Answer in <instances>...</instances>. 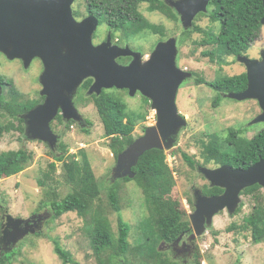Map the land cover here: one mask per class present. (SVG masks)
Masks as SVG:
<instances>
[{"label":"rangeland","instance_id":"obj_1","mask_svg":"<svg viewBox=\"0 0 264 264\" xmlns=\"http://www.w3.org/2000/svg\"><path fill=\"white\" fill-rule=\"evenodd\" d=\"M76 3L80 10L84 11L82 0H77L74 6L77 5ZM198 15L194 18L193 25L189 27L184 25L181 18V25L176 31V28H173L174 26L170 25L165 17L153 18V22H160L166 27L172 28L169 29L170 32L167 33V36L179 38V42L177 39V64L191 73L181 83L177 95L180 115L187 120V124L182 126L175 135L174 146L165 149V151L167 161L173 168L176 178L173 196L180 198L187 210L193 233L189 238L185 237L188 239L187 241L181 242L182 238L171 246L162 243L161 247L162 249L167 248L180 262L189 260L190 251L199 250L202 264H264V241L254 243L251 231L227 229L231 224L244 222V218L252 212L257 203L258 199L255 195L257 193L241 194L237 210L241 204L243 206L239 212L231 213L232 210L225 207L216 212L212 219L205 215V227L202 233H198L195 229L191 218L197 209L198 198L204 196L203 189L206 186H214L202 172L201 167L216 168L220 166L205 161L202 141H208L214 133L225 137L230 127L242 130L244 135L249 138L264 129V122L252 123L262 113L257 99L237 100L225 96L223 93L220 104L215 106L214 100L217 92L206 83V81L246 72V65L238 59L240 55H248L251 58L260 57V55L262 57L264 23L259 29L257 38L251 42L247 50L238 55L216 54L219 61H214L209 55L204 54V51L211 49L212 46L198 44L200 40H203L205 34L194 31L193 26L199 25L204 29L212 27L213 30H217L220 29V23H212L209 17ZM144 33L145 36L140 35L131 40L136 45L147 46L153 42L154 36L150 30H146ZM146 50L148 49L146 48ZM151 53L147 55L141 53L142 62H145ZM19 64L17 60L9 62L0 57V75L7 80H13L26 99H39L42 95L46 96V94L40 93L42 85L39 81V66L35 64L29 70H24ZM22 66L26 67L25 64ZM9 88V85L5 86V94ZM85 91L81 90L78 94L77 110L81 115L79 120L71 119L73 122L67 125L54 122V125L49 126L51 134L54 135L53 144L33 137L32 133L28 132L26 115H24L26 125L22 126L26 128V131L12 129L6 132L0 140L1 151L25 148L34 153L32 162L25 169L0 179V235L2 236V231L7 226V215L29 219L30 224L33 225L32 229H34L15 244H8L9 248L0 249V256H3L6 250H16L11 261L6 264H65L55 252L51 237L59 238L63 247L73 253L77 260L76 264H100L91 244L88 224L84 217L77 212L70 211L58 218H53L49 209L40 207L46 194L44 193L45 188L40 185L39 180L42 179V173L48 169V164L55 161L53 153L64 155L63 159H65L70 154H77L78 150L82 148L87 152L95 176L103 189L101 200H96V204H101L105 211L110 212L109 217L113 230L117 232L118 214L111 210L107 197L109 184L116 180L113 170L117 165V158L109 147L111 136L105 134L104 124L94 103L93 95L91 96ZM106 91L116 101L127 104L129 112L146 113V119L138 121L133 132L134 137L143 135L146 126L156 124V110L150 103L144 102L143 94L137 92L138 94L132 96L126 89L119 88H110ZM47 97L48 95L45 101ZM64 119L66 118L64 117ZM13 120L19 124L17 118H13ZM86 129L89 132L85 131ZM62 143L67 145L66 153L60 151ZM183 153L190 155L195 160L194 166L185 160ZM77 156L80 158V155ZM55 162L57 171L53 176L58 180V183L53 181L50 183L57 188L59 196L62 198L74 189V184L65 179L62 161ZM121 184L122 214L124 219L131 224L130 242L135 246L142 239L141 222L147 214V209L142 190L135 181H122ZM260 192L264 197V187ZM20 227H25V223H22Z\"/></svg>","mask_w":264,"mask_h":264},{"label":"trees","instance_id":"obj_2","mask_svg":"<svg viewBox=\"0 0 264 264\" xmlns=\"http://www.w3.org/2000/svg\"><path fill=\"white\" fill-rule=\"evenodd\" d=\"M94 2L90 3L92 7ZM92 12V11H91ZM198 16H207L212 23H220V29H207L199 25L193 27L194 31L205 34L198 44L212 46L204 51L212 60H217L216 54L226 53L238 55L250 47L252 41L257 38L264 17L263 0H212L207 12H201ZM152 32L161 33L163 25L146 23L143 27ZM221 61V60H220ZM247 73L235 74L217 80L206 81L216 92L214 105L218 106L223 99V93L242 92L247 88ZM11 83L9 91L5 94L6 83ZM92 82L88 79L84 88ZM0 140L2 136L12 130L26 131L22 126L26 125L24 115L29 112L36 101L26 99L24 94L11 80L0 75ZM144 102L150 100L143 96ZM101 120L104 124L106 136H111L109 147L115 158L124 151L137 138L134 137V129L139 120L146 119V113L129 112L127 104L116 101L107 91L100 95H93ZM13 118H17V124ZM73 121L71 120L69 124ZM148 127L146 126L145 129ZM85 131L89 132L88 129ZM140 137V136H139ZM203 158L207 163L213 162L218 165L230 164L234 168H248L264 157V129L252 138L246 137L242 130L230 127L225 137L214 133L208 141H202ZM60 151L66 153V144L60 145ZM77 155H80L78 158ZM55 161H62V170L65 179L72 181L74 189L65 197H60L58 190L50 181L58 183L53 176L57 171L55 161L48 164V169L39 180L45 189L46 198L42 200L40 207H45L52 212L53 218L74 211L86 219L87 229L91 244L100 264H202V256L197 250L193 259L180 262L167 248L162 249V243L168 246L174 244L182 235L191 231V223L187 210L180 198L173 196L176 186L174 170L167 161L165 149L152 148L147 150L133 167L134 177L116 178L107 188L108 204L118 214L117 232L113 230L110 221V212L105 211L96 200H101L102 185L96 178L87 152L82 148L77 154H70L63 159L64 155L53 153ZM185 160L195 165V160L188 154L183 153ZM34 153L28 149L0 150V179L17 174L32 162ZM135 181L141 188L147 214L141 222L142 239L134 244L130 242L131 224L126 221L122 214L121 190L122 181ZM262 186L255 184L247 187L242 194H255L257 203L252 212L244 218L242 224H231L228 230L240 229L251 231L254 243L264 241V197L260 192ZM224 192L222 187L206 186L203 193L217 195ZM241 204L237 210L241 209ZM89 218V219H87ZM54 242L55 252L65 264H76L77 260L73 253L64 248L60 239L51 237ZM16 250H6L0 256V264H6Z\"/></svg>","mask_w":264,"mask_h":264},{"label":"water","instance_id":"obj_3","mask_svg":"<svg viewBox=\"0 0 264 264\" xmlns=\"http://www.w3.org/2000/svg\"><path fill=\"white\" fill-rule=\"evenodd\" d=\"M211 1L178 0L174 6L181 14L184 25L189 27L197 14L208 11ZM74 2L0 0V55L4 53L9 59L21 58L26 67L36 56L43 59L42 93L48 97L25 115L28 132L51 144L54 135L49 126L59 108L63 109V116L68 120L81 118L70 95L87 78L94 79L89 94L100 95L104 89L119 88L128 89L132 96L139 91L151 100L152 108L156 110V124L149 126L143 135L119 153L113 170L116 178L134 177L133 167L140 157L152 148H172L175 135L187 124V120L180 115L177 95L181 83L191 73L177 64V39L174 37L160 41L145 62H142V54L130 47L113 46L110 40L94 44L93 34L98 20L88 16L78 21L73 14ZM128 55L134 57L129 64L117 61L119 56ZM238 59L247 67V88L224 95L237 100L257 99L262 113L252 123L264 122V50L260 60L243 55ZM2 88L0 83L1 91ZM201 170L214 186L224 188V192L198 198L197 209L191 215L198 233L204 230L206 216L212 219L216 212L225 207L232 210L231 213L237 211L245 188L255 184L264 187V157L248 168L223 164L216 168L201 167ZM6 218L7 226L0 235L1 246L15 244L34 230L29 219L11 215ZM22 223H25V227H20Z\"/></svg>","mask_w":264,"mask_h":264},{"label":"flooded vegetation","instance_id":"obj_4","mask_svg":"<svg viewBox=\"0 0 264 264\" xmlns=\"http://www.w3.org/2000/svg\"><path fill=\"white\" fill-rule=\"evenodd\" d=\"M76 1L77 0H75V2ZM91 1H92V3L94 2L92 7H90ZM176 1H178V0H82V2H83L82 4L84 5V11L80 10V7H78L79 6L78 3H76L77 5L74 6V4H75V2H74L73 14L78 21H81L88 16H94L97 18L98 26H97L96 31L93 34L94 44L98 45V44H101L103 42H107L108 40H110V43L113 46H119L121 48L130 47L131 49H133L136 52H141L142 54L147 55L148 53H151L156 48L157 44L160 41H165V40L169 39L170 37H172V36H167V33L170 32L169 29H172V28H170L169 26L166 27L165 24L160 23V22H157V23L153 22L154 17H156V18L165 17V19L168 20V23L170 25L174 26L173 28H176L175 31L179 29V27L181 25V14L177 10V8L174 6V3ZM209 5H210V3H209ZM209 5H208V10H209ZM146 23L163 25L164 30L161 33L151 31L152 36H154V40H153V42H151L147 46H143L142 44L136 45V43L133 42L131 39L136 38L140 35L145 36L144 32L148 29L141 28V27H143L144 24H146ZM177 39L179 42L178 37H177ZM146 48L148 50H146ZM0 57L5 58L9 62H12L13 60H17L20 63L19 64L20 67L23 68L24 70H29L35 64L38 65L39 66V81H40V84L42 85V88L40 89V93L43 92L44 85H43L41 76L45 70V63L41 57L36 56L31 61L29 68L22 66V64L24 65L25 62L21 58L9 59L7 57V55H5L4 53H1ZM247 57L251 58L248 55H247ZM251 59H259L260 60V59H262V57L260 55V57H253ZM132 60H133L132 55L119 56L117 58V61L120 64H124V65L129 64ZM246 73H247V69H246ZM88 79H90V78L85 79L84 82L76 89V91L72 92V94H71V98H73V102L76 105V107H77V103L79 101V99H78L79 95L78 94L81 92V90H86L85 92H88L92 83L94 82V79L91 78L92 79L91 84L87 88H84V84ZM9 80H11V79H9ZM11 81H13V80H11ZM6 84L10 86L11 83L7 82ZM104 90L106 91V89H104ZM126 90H127V92H129L128 89H126ZM138 93H140V92L138 91ZM94 94H96V93L89 94V95L92 96ZM45 99H46L45 95H42V97L39 99H36V98L32 99V100L36 101V104H35V106H33V108L44 103ZM150 104H151V100H150ZM70 121L71 120L64 119L63 109L59 108L56 116L50 122V125H54L53 124L54 122L56 124L67 125V124H69ZM204 195L205 196H213V195H207V194H204ZM192 233H193V230H191L186 235H183V237H182L183 239L182 238H181L182 240L180 239L181 242L187 241L188 239H186L185 237L189 238V236ZM175 243H177V241ZM7 246L8 245L3 244L2 246H0V249L2 250L3 248L4 249L9 248ZM177 249H179V248L177 247ZM195 253H196V251H190L189 252V254H190L189 259H193V256Z\"/></svg>","mask_w":264,"mask_h":264},{"label":"clouds","instance_id":"obj_5","mask_svg":"<svg viewBox=\"0 0 264 264\" xmlns=\"http://www.w3.org/2000/svg\"><path fill=\"white\" fill-rule=\"evenodd\" d=\"M1 246V245H0Z\"/></svg>","mask_w":264,"mask_h":264}]
</instances>
